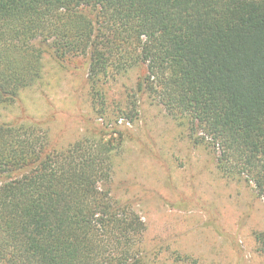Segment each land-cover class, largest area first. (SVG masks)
<instances>
[{
  "label": "trees",
  "instance_id": "trees-1",
  "mask_svg": "<svg viewBox=\"0 0 264 264\" xmlns=\"http://www.w3.org/2000/svg\"><path fill=\"white\" fill-rule=\"evenodd\" d=\"M45 53L88 55L103 126L55 147L44 121L0 118V264L149 263L145 221L111 188L137 95L264 200V0H0V109L41 78ZM134 66L137 88L111 111L104 84ZM255 241L264 254V231Z\"/></svg>",
  "mask_w": 264,
  "mask_h": 264
},
{
  "label": "rangeland",
  "instance_id": "rangeland-1",
  "mask_svg": "<svg viewBox=\"0 0 264 264\" xmlns=\"http://www.w3.org/2000/svg\"><path fill=\"white\" fill-rule=\"evenodd\" d=\"M43 62L41 78L0 109V118L44 121L55 147L101 128L88 95V55L60 62L45 53ZM144 70L134 66L108 79L111 111L127 105ZM137 98L139 114L121 126L111 188L146 223L148 264H264L255 241L264 231V200L251 184L222 175L207 148L190 143L161 106Z\"/></svg>",
  "mask_w": 264,
  "mask_h": 264
}]
</instances>
